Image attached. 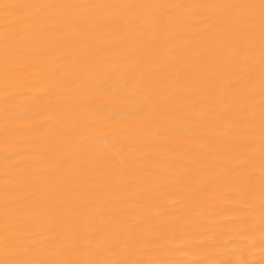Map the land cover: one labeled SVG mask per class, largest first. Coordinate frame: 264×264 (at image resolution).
I'll return each instance as SVG.
<instances>
[{"label": "bare ground", "instance_id": "obj_1", "mask_svg": "<svg viewBox=\"0 0 264 264\" xmlns=\"http://www.w3.org/2000/svg\"><path fill=\"white\" fill-rule=\"evenodd\" d=\"M0 264H264V0H0Z\"/></svg>", "mask_w": 264, "mask_h": 264}]
</instances>
